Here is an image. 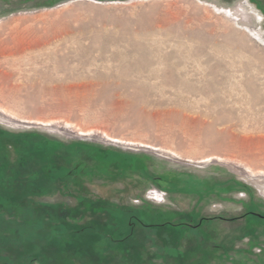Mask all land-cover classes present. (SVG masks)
<instances>
[{
  "label": "rangeland",
  "instance_id": "374dc122",
  "mask_svg": "<svg viewBox=\"0 0 264 264\" xmlns=\"http://www.w3.org/2000/svg\"><path fill=\"white\" fill-rule=\"evenodd\" d=\"M251 85L264 0H0V264H264ZM230 109L258 149L197 145Z\"/></svg>",
  "mask_w": 264,
  "mask_h": 264
},
{
  "label": "bare ground",
  "instance_id": "6f19581e",
  "mask_svg": "<svg viewBox=\"0 0 264 264\" xmlns=\"http://www.w3.org/2000/svg\"><path fill=\"white\" fill-rule=\"evenodd\" d=\"M254 78L255 76H253L252 79L250 77L249 81H253ZM252 91L253 93L257 92L258 94H262L263 98L254 99L253 96L250 99L249 96L248 98L246 96H243L241 100H246L251 105V109L248 110V114H255L257 115L256 117H258L256 118L258 120H256L253 124L254 127L252 126L253 132L256 133L259 130L264 131V89L254 87V85H251L250 88H246V92L251 93ZM228 98L233 99L234 97L230 95L228 96ZM228 98H226V96L225 98L223 97L221 102H224ZM235 113V109L229 110V113L227 114V122H225V124L227 125V128L225 130L220 132L217 130L218 120H216L215 122H212V124L208 126L205 131L199 132V135L194 139V142L197 145L209 148V150L215 154L223 152H236L237 150H239L240 152L247 150L253 152L257 148V146L260 145V143L258 142H260L261 140L258 139L257 143L247 140L249 138L247 137V135L249 134H247L248 130L245 126L247 123L246 118H235ZM262 153H264V151H262L259 155L252 154L253 160H261L260 155H263Z\"/></svg>",
  "mask_w": 264,
  "mask_h": 264
},
{
  "label": "flooded vegetation",
  "instance_id": "af4514ba",
  "mask_svg": "<svg viewBox=\"0 0 264 264\" xmlns=\"http://www.w3.org/2000/svg\"><path fill=\"white\" fill-rule=\"evenodd\" d=\"M4 134L2 135V137L3 138H13V139H17V135H10V134H8V133H6V132H3ZM20 136H22V135H20ZM2 146H1V144H0V149L2 150ZM82 148V147H81ZM83 148L84 149H87V150H89L88 152H93L94 154H97V152H101L100 150H98L97 148H94V149H97V151H94L93 149L92 150H90L89 148H91V147H88V146H83ZM1 152V151H0ZM3 164H0V166L1 165H5V164H8L7 163V161H2V160H0ZM58 170V169H57ZM68 171V170H67ZM51 172V174H55V173H53V169L50 171ZM69 174V171H68V173L66 174V175H68ZM57 176H59V175H57ZM62 177L64 178V176H60L59 177V181H61L60 183H62L63 185H65L66 186V188L68 187L67 186V183H66V179H62ZM157 190V189H156ZM160 190V189H159ZM41 191H42V188H41V186H37V185H35L34 187H33V195H31L30 196V198H35V196H37L38 194H40L41 193ZM160 191H162V190H160ZM163 192V191H162ZM35 195V196H34ZM147 196V195H146ZM146 199H147V197H146ZM148 200V199H147ZM154 202V201H153ZM156 203V202H155ZM164 203V202H163ZM157 204H161V203H157ZM248 215H257V216H260V217H262V218H264V213H254V212H251V211H247L241 218H243V219H246V217L248 216ZM215 219H218V220H225V221H227V220H229V219H224L223 217H219V218H211V217H203V216H201V217H199V220H198V222L196 223V224H193V223H190V225H188V223L187 222H184V221H182L181 220V222L180 221H176V222H170V221H167V222H165V223H163V224H161V225H159V224H153V225H149V224H144V223H141V226H143V227H145V228H151V227H154V226H164V227H166V226H169V227H171V228H177V227H179V226H186V227H189V229H195V228H199V227H204V226H207L206 224H209V223H211L212 221H214ZM239 219V218H238ZM235 222V221H234ZM182 229V228H181Z\"/></svg>",
  "mask_w": 264,
  "mask_h": 264
},
{
  "label": "built area",
  "instance_id": "2783aa9c",
  "mask_svg": "<svg viewBox=\"0 0 264 264\" xmlns=\"http://www.w3.org/2000/svg\"><path fill=\"white\" fill-rule=\"evenodd\" d=\"M147 199L156 203H163L165 201V193L159 190H150L147 193Z\"/></svg>",
  "mask_w": 264,
  "mask_h": 264
},
{
  "label": "trees",
  "instance_id": "16d2710c",
  "mask_svg": "<svg viewBox=\"0 0 264 264\" xmlns=\"http://www.w3.org/2000/svg\"><path fill=\"white\" fill-rule=\"evenodd\" d=\"M43 140H45V139H42V141L40 142V144H38V145H36V148L37 147H41V145H44V142L45 141H48V140H45L44 142H43ZM50 142H53V141H50ZM47 143V142H46ZM85 146H88V147H92V146H90V145H85ZM95 147H93V149H94ZM83 230V228L80 230V231H82ZM75 233H78V232H75ZM61 236L60 234H58V233H53L52 235L50 234L49 236H48V239H50L52 236ZM49 242H51V240H48Z\"/></svg>",
  "mask_w": 264,
  "mask_h": 264
}]
</instances>
